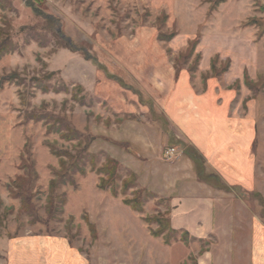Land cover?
<instances>
[{
  "label": "rangeland",
  "instance_id": "obj_1",
  "mask_svg": "<svg viewBox=\"0 0 264 264\" xmlns=\"http://www.w3.org/2000/svg\"><path fill=\"white\" fill-rule=\"evenodd\" d=\"M216 1L0 0L11 47L0 59V264L13 245L35 241L53 242L50 264L264 258L254 241L264 239V0ZM183 82L193 101L183 100ZM176 86L177 123L166 109ZM222 121L232 125L224 139ZM197 137L209 150L216 138L229 144L233 170L209 164ZM185 157L197 180L178 177L189 174ZM173 191L177 202L212 205L210 226L194 214L186 242L185 230L163 228ZM134 198L140 213L123 204ZM159 229L168 245L151 235ZM27 255L24 264L38 258Z\"/></svg>",
  "mask_w": 264,
  "mask_h": 264
},
{
  "label": "crops",
  "instance_id": "obj_2",
  "mask_svg": "<svg viewBox=\"0 0 264 264\" xmlns=\"http://www.w3.org/2000/svg\"><path fill=\"white\" fill-rule=\"evenodd\" d=\"M182 85L184 86V88H186V89H184L183 100L188 99L186 101H188V102L193 101L194 99L192 100V98L194 96L191 95L190 88H188L187 84L184 82L182 83ZM176 91H177V86H176V88L173 89V91L168 93V96L166 99V109H167V111H169L170 110L169 107L171 105L172 116L175 119V122L177 123L176 119L181 122V120H180L181 110L179 108L178 103L175 105V102L171 101V99L173 98ZM178 92H180V89L178 90ZM198 111L200 112L199 109H198ZM190 113L194 114V113H192V111ZM169 114H170V112H169ZM192 116L191 117L189 116V117L195 121L199 120L198 118H196L197 116L196 117H194V116L192 117ZM199 116L201 117L200 113H199ZM219 123H221V122H219ZM219 123H218L217 128H216V130H218L217 131V138H223L224 139V133L227 135L231 134L232 125L228 126V125H226V123H224V121H222L221 124H219ZM186 125L187 124L184 125L183 133H188ZM217 138L215 139L216 145L215 146L212 145V148L210 150L208 149V147H209L208 144L207 143L203 144V141L198 140V137H197V139L195 138L196 142H195V140H194V142L196 143L198 152L203 156V158L206 159L207 162H209V164H213L214 166H216L218 163H221L223 160L224 164L226 162L229 163L230 169L232 171L233 170L232 166L235 164V161L233 163L232 162L233 160H229V159H232V156H233L232 153L229 152L230 146H229V144H226L227 148H225V150L222 149L221 146L218 145L220 143L218 142ZM248 146H249V142L247 144V147ZM207 155H209L210 158H208ZM221 156H223V157L221 158ZM185 158H186L187 162L189 163V174L185 175V176H182V174H181L180 176L178 175V177H193L194 180H197L201 176L199 175V177H198L196 174L197 171H196L195 163H193V161L190 159L188 160L187 157H185ZM232 180L239 182L241 179H240V177H232ZM181 196L182 195H180V194L178 195L174 191H173V193L172 192L170 193L171 206L173 207V210L171 211V214H170V220H169L170 228L174 231L185 230L186 232H191L192 229H194V227H196V225H194V223L198 222V221L195 222V220H192L195 218L194 214L196 216L202 215L201 218L197 217L200 219L199 223H200L201 227L202 226L207 227L208 225L210 226V224L212 222L211 221L212 220L211 202H209V200H202L200 202L196 201V202L187 203V204L182 203L181 201H179V202H181V203H179L177 201L180 198H182ZM257 237L260 238V240L262 239L261 241H263V244H264V239L261 238L258 234H257V236H255L254 241L257 240ZM260 240H257L256 244L259 243ZM38 242L39 241H35V243H33V244L31 242H28L29 244L28 243L27 244H28L30 249H27L26 247H23V248L19 247L18 248L17 245H13V247L11 248L9 263L10 264H24V262H23L24 257L23 256L25 254L32 255L35 252V254L38 255V258H36V260L33 261V264H50V260H51V257L53 256V252H54L53 251L54 248H52L54 246L53 242L50 243L51 246L49 247L47 245V243L44 241L43 242L44 244L41 243V244H43L42 248H40L41 244H39ZM26 245H24V246H26ZM55 246H56V244H55ZM58 250H60V249H58ZM57 253L55 251V255ZM39 257H41V260ZM261 257H263V256H261V255L256 256L254 254V256L252 257L253 258L252 263L253 264H264V258L262 259Z\"/></svg>",
  "mask_w": 264,
  "mask_h": 264
},
{
  "label": "trees",
  "instance_id": "obj_3",
  "mask_svg": "<svg viewBox=\"0 0 264 264\" xmlns=\"http://www.w3.org/2000/svg\"><path fill=\"white\" fill-rule=\"evenodd\" d=\"M224 2V0H217L216 2H215V5H214V8H216V7H218L221 3H223ZM3 32V33H2ZM4 32L6 33V34H4ZM0 35L1 36H3L4 37V40H2L1 42H0V59L4 56V55H6V54H8L9 52H10V49H11V47H10V42H9V38H10V36H9V34H7V31H4L2 28L0 29ZM163 36H165L164 38H163ZM173 37V34H169L168 36H166V35H160V39L162 40V39H165V40H168V39H170V38H172ZM67 46L70 48V45L67 43ZM193 48H194V44H192V46H191V48L188 50L189 52H188V54H190V53H192V51H193ZM63 136V138H65V139H67V140H70V138H71V136L73 137V134H72V131L70 130V129H67V132H66V134H64V135H62ZM52 154L53 155H55V156H59L58 155V153H56V152H52ZM194 163H195V161H193ZM62 163V162H61ZM106 172H107V176L111 179V178H113V176L115 177V163L113 162V160H107L106 161ZM134 181H135V178H134V176L132 175L131 176V179H130V186L132 185L133 186V184H134ZM98 188L99 189H101V190H105V184L103 183V181L101 180L100 181V183L98 184ZM127 187L125 186V185H123V189L125 190ZM112 196H116V194L114 193V194H112ZM123 204L125 205V206H128L132 211H135V212H137V213H140V212H142V201H140V200H138V199H132V200H123ZM144 222L145 223H147V224H151V221H152V219H150V218H148V217H144ZM155 221H156V223L158 224V226L159 227H161V225H162V223H160V220H159V218H155ZM89 227H90V229H91V231H93L94 232V230H93V226L92 225H89ZM164 228V231H168V232H170V234H172V235H174L175 233H176V231H174V230H172L171 228H170V224H169V220H167V224H166V226L165 227H163ZM162 228V229H163ZM162 229H159V230H157V231H151V235L153 236V237H155V238H158V237H162V239H163V242H164V244L166 245H168L169 244V242H170V240L172 239V237H166V236H164V234H163V231H162ZM188 237V233L187 232H183L182 233V237L180 238L181 239V241L182 242H186V238Z\"/></svg>",
  "mask_w": 264,
  "mask_h": 264
},
{
  "label": "built area",
  "instance_id": "obj_4",
  "mask_svg": "<svg viewBox=\"0 0 264 264\" xmlns=\"http://www.w3.org/2000/svg\"><path fill=\"white\" fill-rule=\"evenodd\" d=\"M170 155L172 156V153H170Z\"/></svg>",
  "mask_w": 264,
  "mask_h": 264
}]
</instances>
